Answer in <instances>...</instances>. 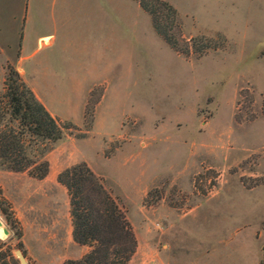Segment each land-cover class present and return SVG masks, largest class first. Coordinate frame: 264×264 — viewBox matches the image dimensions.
I'll return each instance as SVG.
<instances>
[{
  "label": "rangeland",
  "instance_id": "1",
  "mask_svg": "<svg viewBox=\"0 0 264 264\" xmlns=\"http://www.w3.org/2000/svg\"><path fill=\"white\" fill-rule=\"evenodd\" d=\"M164 1L185 40L217 48L176 54L136 0H0V133L21 132L6 98L13 71L72 126L54 142L21 133L28 157L47 163L44 178L0 165V202L15 223L0 211V241L16 264L18 249L27 264L89 250L72 240L57 182L80 163L131 228L127 264H264V0ZM92 5L93 25L77 24Z\"/></svg>",
  "mask_w": 264,
  "mask_h": 264
},
{
  "label": "trees",
  "instance_id": "2",
  "mask_svg": "<svg viewBox=\"0 0 264 264\" xmlns=\"http://www.w3.org/2000/svg\"><path fill=\"white\" fill-rule=\"evenodd\" d=\"M149 16L154 32L176 54L183 57H201L207 50L217 48L211 38L202 35L188 41L182 36V23L176 9L164 0H136ZM218 38L221 36H217ZM7 84L8 112L17 122L21 132L0 133V165L14 172L29 170L32 177L42 179L47 174V163L28 157L27 147L22 142L25 133L31 140L58 141L63 132L71 129L68 123L54 119L36 99L30 89L19 80ZM0 113V123L3 118ZM57 182L67 191L72 220L71 237L75 244L87 246L89 250L77 260H66L63 264H127L132 256L136 240L115 202L107 194L98 178L85 163L64 169ZM0 211L6 222L14 227V219L5 204L0 202ZM15 236L20 237L19 230ZM0 264H16L9 248L0 241Z\"/></svg>",
  "mask_w": 264,
  "mask_h": 264
},
{
  "label": "crops",
  "instance_id": "3",
  "mask_svg": "<svg viewBox=\"0 0 264 264\" xmlns=\"http://www.w3.org/2000/svg\"><path fill=\"white\" fill-rule=\"evenodd\" d=\"M24 6H25V8H24V16H23V19H25V14H26V4H24ZM175 8V7H174ZM141 9V8H140ZM176 9V11H177V13H178V15H179V17H180V13L178 12V10H177V8H175ZM79 11V10H78ZM77 14H83L84 15V17H82V18H80V17H77V19H76V23L77 24H88V25H93V5L92 6H90V7H87V10H85L84 12H78ZM184 18L186 19V20H189L190 21V19L191 20H193V22L195 23V21H194V18L191 16L190 17V15L189 14H186V15H184ZM192 22V21H191ZM192 22V23H193ZM214 36H223L222 34H220V33H216ZM43 39V42H45V43H47L48 42V37H43L42 38ZM71 232V231H70ZM69 232V233H70Z\"/></svg>",
  "mask_w": 264,
  "mask_h": 264
},
{
  "label": "water",
  "instance_id": "4",
  "mask_svg": "<svg viewBox=\"0 0 264 264\" xmlns=\"http://www.w3.org/2000/svg\"><path fill=\"white\" fill-rule=\"evenodd\" d=\"M9 236V231L8 229L3 225L2 221L0 220V239H5L6 237ZM15 255L19 261L20 264H27L25 262L24 256L22 252L18 249L15 251Z\"/></svg>",
  "mask_w": 264,
  "mask_h": 264
}]
</instances>
